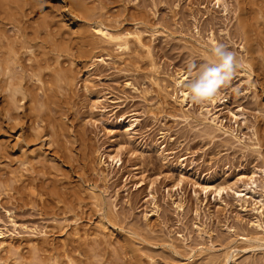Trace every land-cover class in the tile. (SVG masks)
Masks as SVG:
<instances>
[{
	"label": "rangeland",
	"instance_id": "374dc122",
	"mask_svg": "<svg viewBox=\"0 0 264 264\" xmlns=\"http://www.w3.org/2000/svg\"><path fill=\"white\" fill-rule=\"evenodd\" d=\"M10 1L0 264H264V0Z\"/></svg>",
	"mask_w": 264,
	"mask_h": 264
},
{
	"label": "bare ground",
	"instance_id": "6f19581e",
	"mask_svg": "<svg viewBox=\"0 0 264 264\" xmlns=\"http://www.w3.org/2000/svg\"><path fill=\"white\" fill-rule=\"evenodd\" d=\"M3 1V0H2ZM7 1V0H6ZM19 1H22V0H19ZM29 1H31V2H29V4L31 5V3L34 1H32V0H29ZM11 3V5H10V8H8V9H12L11 11H13L14 9H16V8H18L17 7V5H18V1L17 0H11L10 1ZM17 3V5H16V3ZM23 2V1H22ZM34 2H36V0L34 1ZM8 3V2H7ZM15 3V4H14ZM23 4H25V2L24 3H22V4H20L21 5V7H22V10H23V7H25ZM33 4V3H32ZM35 5H36V3H34ZM16 5V6H15ZM20 5H18L19 7H20ZM2 6V5H1ZM5 6V5H4ZM7 6H9L8 4H7ZM11 6H14V9L13 8H11ZM3 8V7H2ZM27 9V8H26ZM18 10V9H17ZM10 11V10H9ZM19 11H20V9H19ZM19 11H17V12H19ZM14 12H15V10H14ZM16 12V14H18ZM7 13V12H6ZM5 13V14H6ZM9 14H10V12H9ZM14 14V13H13ZM20 15H21V13H20ZM12 16V15H11ZM16 17L15 18H17V16L18 15H15ZM14 18V19H15ZM19 18V17H18ZM20 18H21V16H20ZM80 30V29H79ZM98 31L99 32H101V34H103L106 38H107V40L108 41H110V42H114V43H116L119 47H121V48H123V49H127L128 48V44H129V41H127V38L128 37H126V34L125 35H123L122 33H110V32H107V31H104L103 29H98ZM1 36H3V35H1ZM0 36V37H1ZM1 42V41H0ZM3 43V42H2ZM2 47V46H1ZM6 53V52H5ZM4 56V55H3ZM15 56V55H14ZM7 59H9V58H6V60ZM15 59H17V58H15ZM1 60H3L2 58H0V67H1V65L3 64V62L5 61V60H3V62L1 61ZM6 62V61H5ZM7 65V64H6ZM4 66H5V64H4ZM2 67H3V65H2ZM6 67H4V69H5ZM187 79V75L186 74H182L178 79H176L175 80V84L177 85V86H180V85H183L184 84V81ZM180 90V89H179ZM177 92H178V90H177ZM181 94H182V99H181V102L183 103V102H185L186 101V99H187V96H189V93H185L183 90H182V92H181ZM177 99V98H176ZM181 103V104H182ZM136 121V120H135ZM135 123V122H134ZM135 126V124H133V123H131L128 127H129V129L131 128V129H133V127ZM120 152V151H119ZM119 152H116L115 154H111V153H108L107 154V156L109 157V159L110 160H112V161H115V162H117L118 164H120L121 163V161H122V154L121 153H119ZM182 180V179H181ZM225 186H220V185H217V188L216 189H218V192L219 193H221L225 188H224ZM210 189V188H209ZM216 191V190H215ZM224 192V191H223ZM263 207H264V204H263ZM264 236V235H263ZM262 239H264V237H261ZM260 238V239H261ZM231 259H232V257H227V260H226V262H225V264H232L233 262L231 261Z\"/></svg>",
	"mask_w": 264,
	"mask_h": 264
},
{
	"label": "clouds",
	"instance_id": "9594fccd",
	"mask_svg": "<svg viewBox=\"0 0 264 264\" xmlns=\"http://www.w3.org/2000/svg\"><path fill=\"white\" fill-rule=\"evenodd\" d=\"M217 52L218 54L223 55V52L221 49H218ZM230 63H231V56L230 55L225 56L223 60V66H222L223 70L229 69Z\"/></svg>",
	"mask_w": 264,
	"mask_h": 264
},
{
	"label": "snow or ice",
	"instance_id": "6c2138e0",
	"mask_svg": "<svg viewBox=\"0 0 264 264\" xmlns=\"http://www.w3.org/2000/svg\"><path fill=\"white\" fill-rule=\"evenodd\" d=\"M216 74H217V72H215V71H212V72L208 73L209 76H215ZM212 83H213L212 81H209L208 84L204 85L205 91H210L211 90V84Z\"/></svg>",
	"mask_w": 264,
	"mask_h": 264
}]
</instances>
